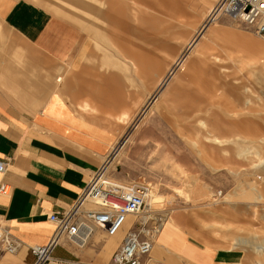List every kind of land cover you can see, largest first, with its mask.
<instances>
[{"label": "rangeland", "instance_id": "rangeland-1", "mask_svg": "<svg viewBox=\"0 0 264 264\" xmlns=\"http://www.w3.org/2000/svg\"><path fill=\"white\" fill-rule=\"evenodd\" d=\"M218 1L209 7L200 6L202 13L186 8L180 0H134L137 4L133 8L141 13V18L133 21L134 32L142 33L143 41L148 37L153 51L148 53L144 43L133 39L129 55V36L109 34L122 51L119 55H129L128 64L132 59L134 86L130 70L100 71L102 53L91 40L87 54L95 62L92 59L87 64L95 68L97 78L113 79L119 100L127 94L128 108L119 106L118 113L130 110L128 122L118 121L125 123V128H117L119 142L112 150L115 156L106 177L119 183L150 186L160 207L149 224L160 227L159 235L164 226L171 225L175 213H182L194 227L206 231L225 228V247L232 248L240 237L264 238V38L227 18L210 23V15L204 10L211 14ZM78 29L83 40L89 38L87 31ZM249 41L263 45L258 54L252 52ZM147 54L152 60L142 65L157 63L160 67L142 74L138 57ZM228 113L243 115L232 117ZM172 166L182 168L177 176L171 173ZM251 181L253 192L249 191ZM200 189L209 191L215 207H207L211 203L204 197L192 201L187 196L196 195ZM246 192L252 196L244 197ZM222 195H231V203L223 202L227 197ZM143 213L147 214L146 210ZM94 237L100 245L89 244L83 250L64 243L73 250L60 256L89 264H110L123 234L117 248L105 254L103 263L97 258L103 242L111 238L98 232ZM237 250L243 256L240 264L264 261V252ZM169 258L172 263L178 262Z\"/></svg>", "mask_w": 264, "mask_h": 264}, {"label": "crops", "instance_id": "crops-1", "mask_svg": "<svg viewBox=\"0 0 264 264\" xmlns=\"http://www.w3.org/2000/svg\"><path fill=\"white\" fill-rule=\"evenodd\" d=\"M213 1L180 3L209 7ZM134 4V0H0V162L6 165L0 186L11 188L10 196L0 193V229L17 245L9 253L0 244V264H34L32 248L46 245L55 230L49 216L67 212L76 203L118 144L117 128H125V123L116 117L130 112L118 113L119 106L128 108L127 94L119 100L113 79L97 78L95 68L87 64L95 59L87 51L93 42L102 53L100 71L130 70L134 86L132 59L129 64L126 60L133 39L144 43L143 34L134 32L133 21L141 18ZM78 28L89 38L83 40ZM110 32L129 36L132 49L125 58ZM86 103L96 113L85 111ZM202 191L209 192L200 189L196 195ZM225 197L223 202L230 204L233 197ZM209 202L207 207L216 206ZM162 230L150 264H240L243 256L237 249L264 252L261 236L237 238L227 248L225 228L194 227L182 213H175L171 225ZM111 245L112 238L103 242L99 262H104ZM65 246L56 250L57 257L72 252V246ZM169 256L178 262L172 263Z\"/></svg>", "mask_w": 264, "mask_h": 264}, {"label": "built area", "instance_id": "built-area-1", "mask_svg": "<svg viewBox=\"0 0 264 264\" xmlns=\"http://www.w3.org/2000/svg\"><path fill=\"white\" fill-rule=\"evenodd\" d=\"M227 18L238 26L264 38V0H219L208 20L210 23ZM113 151L104 165L92 176L76 203L62 214L49 216L55 225L49 242L32 248L34 264H89L57 257L56 250L64 243L78 248L95 243L94 231L111 238L123 231L129 217L134 220L125 233L121 245L113 253L110 264H147L160 227H151L140 215L147 206L150 186L143 183H119L105 176V169L115 156ZM6 165L0 162V172ZM0 193L11 195L8 185L0 186ZM93 206V209L90 208ZM0 244L14 253L17 245L10 234L0 229ZM81 249V248H80Z\"/></svg>", "mask_w": 264, "mask_h": 264}, {"label": "bare ground", "instance_id": "bare-ground-1", "mask_svg": "<svg viewBox=\"0 0 264 264\" xmlns=\"http://www.w3.org/2000/svg\"><path fill=\"white\" fill-rule=\"evenodd\" d=\"M193 6V7H192ZM185 7L186 8H188V9H192V8H198L199 9V6L197 5V6H195V4H192L191 5V3H189V5L187 4V5H185ZM210 13V12H209ZM208 13V15H210ZM209 18V17H208ZM208 20V19H207ZM215 22V21H214ZM144 44L146 45V47H147V49H148V53H150V52H152L153 51V49H151L150 47H151V45H152V42L151 41H148V40H144ZM249 46H250V49L252 50V52L253 53H259L260 52V50H261V47L263 46V45H261V44H259V43H255V41H249ZM151 60H152V57L149 55V54H147V56H145V55H139V57H138V61H140L141 62V66H139L138 68H140V72H142V74H150V71H156L157 69H159V67H160V65L159 64H157V63H155V65H152V63L150 64V65H142V64H145V63H149V62H151ZM155 62V61H154ZM153 62V63H154ZM140 65V64H139ZM147 69H149V71L148 72H146V70ZM136 71H137V68H136ZM165 79H162V80H160V82H159V85L158 86H161L162 85V83H163V81H164ZM248 91H250L249 89H248ZM198 93V92H197ZM201 95V94H200ZM82 108L85 110V111H87V112H95L96 113V110H93V111H91V109H92V106L91 105H89V103H86L84 106H82ZM129 116H130V113H128V112H124L122 115H120V116H118V117H116V119H117V121H119V122H128V120H129ZM223 142V141H222ZM120 153V152H119ZM118 153V154H119ZM264 164V163H263ZM173 167V166H172ZM108 168H109V166H107V168L105 169V176L107 175V171H108ZM182 169V168H181ZM179 167L177 168L176 166L175 167H173L172 168V171H171V173H173V174H175L176 176H177V173H180L179 172V170H181ZM183 174V173H182ZM178 179V178H177ZM187 185V184H186ZM189 190V189H188ZM205 190V189H204ZM208 191V190H207ZM194 197H197V198H194ZM192 195H189V193L187 194V196L192 200V201H197L198 199H199V197H204L205 198V200H208V201H210V195H209V192L207 193L206 191H202L201 192V194H197V195H195V194H192ZM221 195V194H220ZM155 197H154V194H151V192H150V194H149V199H148V205L146 206V208H145V210H146V212H147V214H144L143 212H145V210L142 212V214L140 215V217H141V219L144 221V222H151L154 218H152V214L155 212V211H157L158 210V208L160 207H158V201L157 200H155L154 199ZM201 198V199H202ZM203 198V199H204ZM195 203H198V202H195ZM213 204V203H212ZM207 205V204H206ZM90 208L91 209H93V206H90ZM144 214V215H143ZM133 220H134V217H129L128 218V220H127V222H126V224H125V226H124V228H123V231H121V232H119L117 235H115L114 237H111L112 238V245H111V249H110V251L108 252V253H106V255H108L111 251H113L115 248H117V246L119 245V241L121 240V236H122V234H123V238H124V231L127 229V228H129L130 226H131V224H132V222H133ZM95 234H97V231L95 232L94 231V234L93 235H95ZM123 240V239H122ZM86 247V246H85ZM84 246H81L80 248L82 249V248H85Z\"/></svg>", "mask_w": 264, "mask_h": 264}]
</instances>
